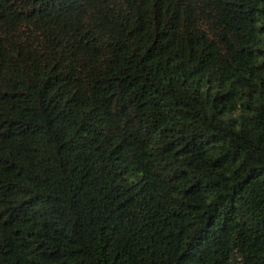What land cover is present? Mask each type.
<instances>
[{
	"label": "trees",
	"instance_id": "trees-1",
	"mask_svg": "<svg viewBox=\"0 0 264 264\" xmlns=\"http://www.w3.org/2000/svg\"><path fill=\"white\" fill-rule=\"evenodd\" d=\"M0 264H264V0H0Z\"/></svg>",
	"mask_w": 264,
	"mask_h": 264
}]
</instances>
